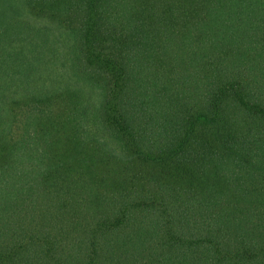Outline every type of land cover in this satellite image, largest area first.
Here are the masks:
<instances>
[{
    "label": "trees",
    "instance_id": "1",
    "mask_svg": "<svg viewBox=\"0 0 264 264\" xmlns=\"http://www.w3.org/2000/svg\"><path fill=\"white\" fill-rule=\"evenodd\" d=\"M0 264H264V0H0Z\"/></svg>",
    "mask_w": 264,
    "mask_h": 264
}]
</instances>
